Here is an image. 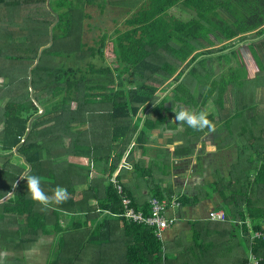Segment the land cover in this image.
<instances>
[{
    "label": "trees",
    "instance_id": "1",
    "mask_svg": "<svg viewBox=\"0 0 264 264\" xmlns=\"http://www.w3.org/2000/svg\"><path fill=\"white\" fill-rule=\"evenodd\" d=\"M94 7L101 17L111 7L137 11L125 32L89 46L84 36L94 16L87 9ZM51 8L55 14L47 0H0V252H26L25 245L55 235L48 264H162L161 243L146 226L118 216L121 198L107 180L129 151L118 179L137 210L148 215L153 197H178L169 149L142 164L158 130L177 132L168 142L183 141L176 157L196 154L209 129L172 123L180 106L206 110L213 125L226 123L232 135L239 130L245 148L229 180L213 184L223 199L215 210L250 233V251L264 264V239L252 238L264 232V139L254 137L262 131L255 118L240 121L248 119L253 90L264 88V0H51ZM57 16L55 43L43 51L30 85ZM230 89L235 112L226 105ZM17 148L21 164L13 162ZM137 149L143 160L135 162ZM142 172L153 186L139 195L124 181L142 179ZM27 175L40 177L49 195L66 188L68 200L42 210L21 179ZM178 198L183 207L196 202ZM9 239L17 250H8Z\"/></svg>",
    "mask_w": 264,
    "mask_h": 264
},
{
    "label": "crops",
    "instance_id": "2",
    "mask_svg": "<svg viewBox=\"0 0 264 264\" xmlns=\"http://www.w3.org/2000/svg\"><path fill=\"white\" fill-rule=\"evenodd\" d=\"M258 89L262 91L257 96V89L253 90V106L247 109V117L257 118L252 121H254L256 127L258 125L262 128L260 133H264V119H262V117L264 118V88L260 87ZM169 91L170 89L163 96H166ZM229 91L232 92V95H229ZM229 91L226 105L235 112L236 94L233 89ZM171 122L176 123L175 117L171 119ZM235 123H237V120ZM235 123L232 124L234 127ZM214 125L216 126L215 131H206L197 146L196 154L192 157L178 158L174 155L176 147L182 145L183 141L168 144L177 134L172 130L156 131L154 135L157 134L158 137L156 138L153 135V141L145 146L148 151L145 154L147 156L144 158L146 162L142 165L155 161L159 157V148L170 150L171 155L173 154L171 158L172 172L174 173L172 184L179 193L178 197L187 194L191 200L196 201L189 206L183 207L180 205L170 210L169 215L176 216L178 221L172 228L163 233L160 240L157 239L162 245V264H244L249 256L250 233L246 234L241 225L237 229L235 222L229 218L225 222L209 219L210 211L219 209L223 201L221 195L213 191L214 182L219 178L229 180L230 170L235 166V161L238 160L240 153H243L245 148L238 129L232 135L226 123ZM160 133H162V136H160ZM260 133L255 130L254 137L262 140L264 134ZM128 153L129 151L125 153L116 169L118 176L120 169L125 165ZM142 155V150L137 149L135 162L143 160L139 159ZM253 156L261 157L262 155L254 152ZM193 158L196 161L187 162L186 168L181 167L179 169V166L176 165L180 161L185 162ZM112 163L113 160H111L110 165ZM128 168L131 169L129 166ZM148 174L142 172L140 176L144 175V178L137 179L138 175L136 177L133 175L131 177L134 178L133 182L129 180L124 182H128L131 188H134V191L141 195L151 189L150 185L153 186ZM255 174V171L248 174L250 180L255 178ZM110 179L107 180V184H109ZM176 179H179L177 180L179 184H177ZM199 197L200 200L197 201ZM81 215L85 217L86 213ZM74 220L75 218L71 214L66 215V221H69L70 224ZM247 222L250 223V220H247ZM57 240L55 235L41 237L30 251L23 254L1 251L0 264H17L19 258L27 259L25 264H48L50 260L48 258H51L53 252H55Z\"/></svg>",
    "mask_w": 264,
    "mask_h": 264
},
{
    "label": "built area",
    "instance_id": "3",
    "mask_svg": "<svg viewBox=\"0 0 264 264\" xmlns=\"http://www.w3.org/2000/svg\"><path fill=\"white\" fill-rule=\"evenodd\" d=\"M110 182L115 186L120 198L123 212L118 215L124 218L129 223H136L139 225L146 226V228L153 231L155 237L160 240L164 232L172 228L173 225L178 221L176 216H170L169 212L171 209H175L181 205L179 198L174 197L172 200L164 199L160 200L153 197L150 204V213L146 215L143 211L137 210L133 206L132 199L126 192L122 182L118 179V172L113 173ZM109 213V212H107ZM209 219L214 221L225 222L227 216L222 210H212L209 213ZM253 239L262 238L264 239V232L255 233L252 236ZM260 258H257L252 251H250L249 256L245 264H259Z\"/></svg>",
    "mask_w": 264,
    "mask_h": 264
},
{
    "label": "rangeland",
    "instance_id": "4",
    "mask_svg": "<svg viewBox=\"0 0 264 264\" xmlns=\"http://www.w3.org/2000/svg\"><path fill=\"white\" fill-rule=\"evenodd\" d=\"M87 11L92 16H94V19L91 22H88V24H91V26L90 27H87V29H86V33H85V36H84V42L87 43L89 46H93L94 43L97 42V41H99L100 38L102 37V35H104V34H107L109 36H112L115 31L125 32L127 30V27H126L125 23H126V21L129 18L132 17V14H134L137 11V8H135L133 10H130V9L125 10L122 7H115V8H112L111 7V8H109L107 10L106 15L104 17H101L99 15L100 14V11L98 10L97 7L96 8L95 7L94 8H88ZM259 74L260 73H258L257 75H259ZM230 88H232V87H230ZM198 91H202V88H200ZM230 94L232 95V92L231 91H229V95ZM215 97H216V94H215L214 98ZM74 107H76V106L74 105ZM42 114L43 113H41V111H40V113L38 114V116L39 117L40 116L42 117ZM38 116L35 117L36 120L38 119ZM262 119H264V118L262 117ZM246 120H249V118L248 119L243 118L240 121H243L244 122ZM156 149H158V148H156ZM178 158H180V157H178ZM190 161L191 162L192 161L194 162V161H196V159L195 158L188 159L185 162H181L180 161L176 165L179 166V169L181 167L182 168L183 167L186 168L187 162H190ZM245 161L246 160L243 158L242 161H241V164L245 163ZM13 162L14 163L17 162V164H21L22 160L19 159V158H16V155H15L13 157ZM182 170H187V169H182ZM177 180H179V179H176L177 184H179ZM12 234H13V232H12ZM5 238H8V237H5ZM4 243H8L9 244V249L8 250H13V251L17 250V244L12 243L10 239H9V241L4 242ZM16 243H17V240H16ZM25 246L27 247L25 249L26 252L30 251L32 249V247H34V246H30V245H25ZM20 253L23 254L24 251H21ZM53 253H55V252H53ZM52 257H53V255H52ZM52 257L51 258L49 257L48 260L49 259L51 260ZM26 261H27V259L19 258V259H17V264H25Z\"/></svg>",
    "mask_w": 264,
    "mask_h": 264
},
{
    "label": "clouds",
    "instance_id": "5",
    "mask_svg": "<svg viewBox=\"0 0 264 264\" xmlns=\"http://www.w3.org/2000/svg\"><path fill=\"white\" fill-rule=\"evenodd\" d=\"M261 91L257 89V96L260 95ZM173 111L175 113V122H178L181 129L186 124L195 131H203L206 128L210 131H215V127L209 120V113L206 110L197 112L189 108L176 106ZM21 179L27 181L28 194L35 203L41 206L42 210H49L53 206L66 202L69 198L70 194L62 186H57L53 189L51 195L45 193L41 187V179L36 175L22 176Z\"/></svg>",
    "mask_w": 264,
    "mask_h": 264
},
{
    "label": "water",
    "instance_id": "6",
    "mask_svg": "<svg viewBox=\"0 0 264 264\" xmlns=\"http://www.w3.org/2000/svg\"><path fill=\"white\" fill-rule=\"evenodd\" d=\"M47 9H48L52 14H55V13H53L52 8H51V0H47ZM59 23H60V18L57 16V23H56L55 25H53V26L51 27V29H50V43H49L47 46L41 48V50H40V52H39V55H38V58H37V60H36V62H35V65L30 69V77H29L30 85H32V79H33V76H32V70H33V68H35V67L39 64V61H40V59H41V56H42L43 51H44L45 49H48V48L52 47L53 43H55V28L57 27V25H58ZM202 57H204V55L201 56V57H199L198 60H200ZM30 90H31V92H33V89H32V88H31ZM41 113H44V110H43V109L41 110ZM38 117H39V116H38ZM35 120H36V118L32 119L31 122L29 123V129H28V132H27L26 138H25V140L23 141V143H25L26 139L29 137L30 132H31V130H32V125H33V123H34ZM154 137L157 138L158 135L155 134ZM160 140H161V139H160ZM14 152H15V154H18V148H17ZM22 161H24V160H22Z\"/></svg>",
    "mask_w": 264,
    "mask_h": 264
}]
</instances>
